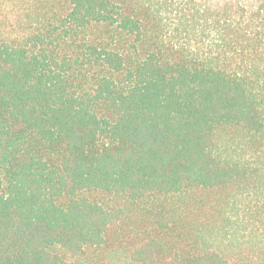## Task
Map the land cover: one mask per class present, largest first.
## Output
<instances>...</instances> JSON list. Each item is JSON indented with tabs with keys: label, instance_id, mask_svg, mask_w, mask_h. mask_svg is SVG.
I'll return each mask as SVG.
<instances>
[{
	"label": "trees",
	"instance_id": "obj_1",
	"mask_svg": "<svg viewBox=\"0 0 264 264\" xmlns=\"http://www.w3.org/2000/svg\"><path fill=\"white\" fill-rule=\"evenodd\" d=\"M0 264H264V0H0Z\"/></svg>",
	"mask_w": 264,
	"mask_h": 264
}]
</instances>
